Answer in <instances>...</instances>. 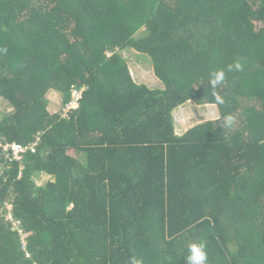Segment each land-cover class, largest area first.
Returning a JSON list of instances; mask_svg holds the SVG:
<instances>
[{"label":"trees","instance_id":"trees-1","mask_svg":"<svg viewBox=\"0 0 264 264\" xmlns=\"http://www.w3.org/2000/svg\"><path fill=\"white\" fill-rule=\"evenodd\" d=\"M0 99V264H264V0H0Z\"/></svg>","mask_w":264,"mask_h":264},{"label":"rangeland","instance_id":"rangeland-1","mask_svg":"<svg viewBox=\"0 0 264 264\" xmlns=\"http://www.w3.org/2000/svg\"><path fill=\"white\" fill-rule=\"evenodd\" d=\"M122 56L129 62L130 72L135 82L146 84L151 89L163 88L160 79L155 76L151 58L145 54H139L133 49L121 52ZM49 110L52 113L61 112L63 109L62 96L53 90L49 93ZM12 112L7 101L0 99V114L5 115ZM220 116L217 105H197L189 101L174 111L175 128L178 135L184 134L190 128L210 120H216ZM48 175L37 178L39 185H44L51 180Z\"/></svg>","mask_w":264,"mask_h":264},{"label":"built area","instance_id":"built-area-1","mask_svg":"<svg viewBox=\"0 0 264 264\" xmlns=\"http://www.w3.org/2000/svg\"><path fill=\"white\" fill-rule=\"evenodd\" d=\"M85 89H86L85 87H83V88L74 87L73 88L72 100L63 108V112H64L65 116H67V113L70 110H75L79 107V105H80L79 101L82 99L83 92ZM39 142H40V136H38L36 138V140L29 145H22L19 143H0V148H1V151L4 155V157H5L6 162H8V163H11L14 161L22 162L24 155L29 153V151L36 152V147H37ZM23 168L24 167H22V170H23ZM19 176L20 177L22 176V171H21ZM6 206L8 209V214H7L6 218L8 220L12 221L13 227L17 228L19 223L13 220V217L11 214L12 206L9 203L6 204ZM25 245H26V243H25ZM26 256H29V255H26Z\"/></svg>","mask_w":264,"mask_h":264},{"label":"clouds","instance_id":"clouds-1","mask_svg":"<svg viewBox=\"0 0 264 264\" xmlns=\"http://www.w3.org/2000/svg\"><path fill=\"white\" fill-rule=\"evenodd\" d=\"M204 245L201 244L199 247H194V257L193 260H195V264H205L206 261V254L203 252Z\"/></svg>","mask_w":264,"mask_h":264}]
</instances>
